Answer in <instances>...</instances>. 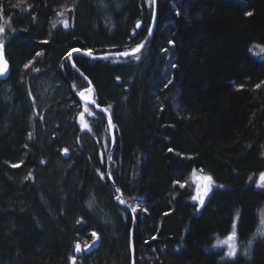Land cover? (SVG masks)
<instances>
[{
	"label": "trees",
	"instance_id": "1",
	"mask_svg": "<svg viewBox=\"0 0 264 264\" xmlns=\"http://www.w3.org/2000/svg\"><path fill=\"white\" fill-rule=\"evenodd\" d=\"M151 18L152 0H0L10 67L0 79V264H130L131 216L106 178L108 127L79 100L88 82L66 57L133 49ZM254 47L264 49V0H157L139 53L72 57L116 125L109 174L136 211L135 264H264V231L228 263L212 250L232 230L248 241L264 208L254 183L264 57ZM193 170L211 177L203 204L191 202Z\"/></svg>",
	"mask_w": 264,
	"mask_h": 264
},
{
	"label": "water",
	"instance_id": "2",
	"mask_svg": "<svg viewBox=\"0 0 264 264\" xmlns=\"http://www.w3.org/2000/svg\"><path fill=\"white\" fill-rule=\"evenodd\" d=\"M156 5H157V0H152V18H151V22H150V26L149 29L147 31V34L145 35V37L140 41V43L137 45H142L141 49L145 46V44L148 42V40L150 39V37L152 36L154 27H155V21H156ZM136 46V47H137ZM136 47H134L133 49H135ZM121 50V51H111V52H105L102 54H93L91 53V55H89V51L88 50H84V49H79V48H73L71 49L69 52H72L71 57H69L67 55L66 60L68 61V63L71 65V67L73 68V70L79 75L81 76L83 79H85L88 82V86L85 87L84 89H82L79 93H78V98L79 100L85 102L86 104L92 106L96 111L100 112L104 119L105 122L107 124L108 127V135H109V148H108V153H107V157H106V178L109 182V184L111 185V187L114 189L117 198L119 199V203L121 205H123L127 211L129 212L130 216H131V225H130V231H129V254H130V264H135V256H134V247H133V242H132V235H133V229L135 226V214L136 211H133V207H131V205L127 202V200L125 199V197L123 196V194L121 193V191L114 185V183L111 180L110 174H109V165H110V160L116 145V125L113 123L111 115L109 113V111L103 107L98 105L94 99L91 96V92H92V84L89 82L88 78L81 72V70L74 64L72 57L76 54H81L89 59L92 60H99V59H105V58H126L135 54H132V50ZM76 50V51H74ZM139 51V52H140ZM124 52H128L129 55L128 56H124L121 55V53ZM138 52V53H139ZM9 71H10V67L8 62L6 61L5 57H4V53H3V45L0 44V79H5L8 77L9 75ZM109 119L111 120V127L109 126ZM63 155L66 156V153L63 152ZM197 197V196H194ZM198 199H191L192 203H196ZM121 201H123V203H121ZM85 251L87 250V248L84 249ZM80 251H77L76 249V253H79Z\"/></svg>",
	"mask_w": 264,
	"mask_h": 264
},
{
	"label": "rangeland",
	"instance_id": "3",
	"mask_svg": "<svg viewBox=\"0 0 264 264\" xmlns=\"http://www.w3.org/2000/svg\"><path fill=\"white\" fill-rule=\"evenodd\" d=\"M116 5H118V4H115L113 6L116 7ZM108 6H109L108 4H102L101 5L102 11H103V9L105 11H107V13L105 14L106 16L104 15L105 17L103 19V21H104L103 23L108 22V18H109V10H108L109 7ZM262 50H264V49L261 47H254L252 52L254 55H256L258 57H264V51H262ZM91 96H92V94H91ZM90 117H92V113L87 109H84L83 112H81L79 114V116L77 118V123L79 124L81 131L88 129V125H87L86 120ZM262 157L264 158V152L262 154ZM262 173H264V172H262ZM260 174L255 178L254 183H255L256 187L264 189V186L260 185ZM186 184L192 190V193H193L192 198L194 196H199L201 193H203L204 189L209 186L207 176L198 172L197 170H193L189 174ZM212 187H213V184L211 182L210 190L212 189ZM205 198H206V196L204 197V200H205ZM196 203L200 204V201L197 200ZM96 208H98V206H96ZM263 221H264V208H262L260 213H259V223H258V227H257L256 231L254 232L253 236L248 241H246L244 243H238L237 242L235 234L233 232L234 230H232V232L224 238L215 239L214 243L212 245V250H214V251L215 250H221L223 259H221L220 263L230 262L231 260H233L236 257V255L239 252L242 254L246 253L248 251V249H250L252 243L256 239H258L260 236H262L263 231H264ZM230 236H234V239L229 240ZM229 251H234V255L229 256L228 255Z\"/></svg>",
	"mask_w": 264,
	"mask_h": 264
},
{
	"label": "snow or ice",
	"instance_id": "4",
	"mask_svg": "<svg viewBox=\"0 0 264 264\" xmlns=\"http://www.w3.org/2000/svg\"><path fill=\"white\" fill-rule=\"evenodd\" d=\"M65 26H67V25H65ZM138 26H139V25H138ZM2 31H3V28H0V32H2ZM141 47H142V45H139V46H137L135 49H133V50H132V54L138 53V52L140 51V48H141ZM74 51H76V50H74ZM262 51H264V50H262ZM88 54L91 55V52H89ZM37 55H39V53H37ZM71 55H72V52H69V53H68V56L71 57ZM121 55L128 56L129 53H128V52H124V53H121ZM109 126L111 127V120H110V119H109ZM65 151H67V149H65ZM169 151H172V149H169ZM207 180H208V184H209V186L206 187V188L204 189L203 193H201L199 196H197V197H193V199H198V200L200 201L201 204L204 203V197L208 195V192H209V190H210V185H211V182H212V181H211V177H207ZM260 185H261V186H264V173H261V174H260ZM181 186H183V185H181ZM121 203H123V201H121ZM133 211H135V209H133ZM92 235H93V236H96V233L93 232ZM231 239H234V236H230V237H229V240H231ZM80 250H81V249H80V246L77 245V251H80ZM228 255H229V256L234 255V251H229Z\"/></svg>",
	"mask_w": 264,
	"mask_h": 264
}]
</instances>
